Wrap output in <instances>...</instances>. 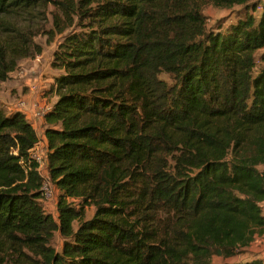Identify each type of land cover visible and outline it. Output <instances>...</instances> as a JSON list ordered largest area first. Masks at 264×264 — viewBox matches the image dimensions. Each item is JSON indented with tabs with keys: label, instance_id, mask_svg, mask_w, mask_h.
Masks as SVG:
<instances>
[{
	"label": "trees",
	"instance_id": "1",
	"mask_svg": "<svg viewBox=\"0 0 264 264\" xmlns=\"http://www.w3.org/2000/svg\"><path fill=\"white\" fill-rule=\"evenodd\" d=\"M46 2L0 0V82L42 53L40 33L8 17H38ZM61 2L81 29L52 57L58 100L42 168L32 123L0 109V264L237 257L264 231V2ZM234 6L244 17L209 23L207 8ZM44 174L58 188L57 220L44 207Z\"/></svg>",
	"mask_w": 264,
	"mask_h": 264
},
{
	"label": "rangeland",
	"instance_id": "2",
	"mask_svg": "<svg viewBox=\"0 0 264 264\" xmlns=\"http://www.w3.org/2000/svg\"><path fill=\"white\" fill-rule=\"evenodd\" d=\"M47 7L45 11L35 18H26L27 13L21 11L17 14L8 17L9 21L14 25H18L21 31H38L40 34L34 38L36 43V51L41 50V54L22 59L15 72H13L9 79L5 82H0V109L10 114L14 111L24 113L29 120H46V114L52 110L53 103L58 97L55 89V77L60 74V71L54 69L51 65L54 51L63 42V40L71 33L80 31L79 20L73 14L69 17L64 15V10L61 9V0H46ZM264 2V0H261ZM45 4V3H44ZM262 7V6H261ZM39 9L33 10L37 12ZM262 10H260L261 13ZM260 13H256L257 17ZM209 17V23L212 25L216 20H223L227 23H234L239 18L244 17V9L241 6H234L232 8H215L209 7L206 10ZM59 15L60 20L57 21L55 16ZM264 50L258 53L259 65H263L262 57ZM263 55V56H262ZM36 97V99H33ZM4 103V104H3ZM7 103H12V111L9 107L5 106ZM24 106V107H23ZM32 106L36 107L32 111ZM45 108V115H41ZM31 123V122H30ZM33 125V124H32ZM40 143H42L41 131H36ZM40 147V145H39ZM42 159L47 156V149L40 148ZM48 163V162H47ZM264 171V166L262 168ZM52 190L55 191L53 197L45 199L44 207L46 212L52 214L57 220V195L58 188L51 185ZM262 215L264 216V204H261ZM95 210L90 208L87 210V218L90 219L94 215ZM78 226L76 225L75 228ZM256 236L251 245L241 250L237 257L223 258L218 256L214 264H242L252 260L264 261V231L261 232L260 228H256ZM52 246L55 252H61L63 247V239L59 232H56Z\"/></svg>",
	"mask_w": 264,
	"mask_h": 264
},
{
	"label": "built area",
	"instance_id": "3",
	"mask_svg": "<svg viewBox=\"0 0 264 264\" xmlns=\"http://www.w3.org/2000/svg\"><path fill=\"white\" fill-rule=\"evenodd\" d=\"M260 10H262V7H259L258 12H260ZM45 111H49V108H45L42 111L43 113L41 115H45V113H46ZM45 156H46V154H45ZM33 158L39 162V164H40L39 168H42L46 164V162L44 161V156L42 159L41 154L35 150H33ZM48 177H49V174L43 175L44 180H43V186H42V193H43V200L44 201H45V199H50L51 197H53V194L55 192L52 190V187H51L52 183L50 182Z\"/></svg>",
	"mask_w": 264,
	"mask_h": 264
},
{
	"label": "crops",
	"instance_id": "4",
	"mask_svg": "<svg viewBox=\"0 0 264 264\" xmlns=\"http://www.w3.org/2000/svg\"><path fill=\"white\" fill-rule=\"evenodd\" d=\"M33 99H36V97H34ZM57 100H58V97L55 99L53 105L56 103ZM5 106L9 107V110L10 111H12L13 108L15 109V107H12L13 106L12 103H7V104H5ZM32 108H33L32 111H35L36 110V107L35 106H32ZM30 122L33 124V126H34V128H35L36 131L39 130L42 133V138H41L42 143L39 144L40 147L38 145L34 149L38 153L42 154L40 148L42 149L43 147H45L47 149V139H46V135H45V132H46V120H44V121H41V120H34L33 121V120H31Z\"/></svg>",
	"mask_w": 264,
	"mask_h": 264
}]
</instances>
